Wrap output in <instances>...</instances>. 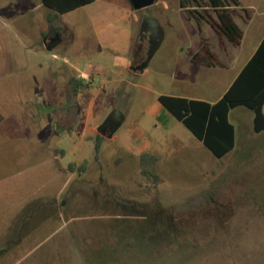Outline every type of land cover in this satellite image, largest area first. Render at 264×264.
I'll use <instances>...</instances> for the list:
<instances>
[{
  "label": "rangeland",
  "instance_id": "374dc122",
  "mask_svg": "<svg viewBox=\"0 0 264 264\" xmlns=\"http://www.w3.org/2000/svg\"><path fill=\"white\" fill-rule=\"evenodd\" d=\"M178 2L0 0V264H264L253 111L230 109L234 147L216 157L158 101H216L264 0H238L239 44Z\"/></svg>",
  "mask_w": 264,
  "mask_h": 264
},
{
  "label": "trees",
  "instance_id": "16d2710c",
  "mask_svg": "<svg viewBox=\"0 0 264 264\" xmlns=\"http://www.w3.org/2000/svg\"><path fill=\"white\" fill-rule=\"evenodd\" d=\"M78 1L82 5L90 0ZM178 3L197 22L206 21L218 35L225 36L232 44H239L242 30L234 19L238 0H179ZM205 52L208 56L212 55L206 47ZM77 91L76 85H72L66 92L67 98L70 100ZM158 101L182 121L216 157H222L234 147V127L228 120L230 109L241 104L247 106L254 113V130L258 132L264 129V36L252 56L215 102L168 95H160ZM84 166L80 164L77 169L84 170ZM75 167L68 165L71 171Z\"/></svg>",
  "mask_w": 264,
  "mask_h": 264
},
{
  "label": "crops",
  "instance_id": "0c3cea01",
  "mask_svg": "<svg viewBox=\"0 0 264 264\" xmlns=\"http://www.w3.org/2000/svg\"><path fill=\"white\" fill-rule=\"evenodd\" d=\"M100 2L101 5L103 6H113V5H119V4H128L130 5V7L133 8V6L131 5L130 1L129 0H90L89 2L85 3V4H82V5H79V1L78 0H41L42 4L45 5L49 10H55V11H59L60 13H63V12H68L70 10H73L75 8H79V7H82L84 5H87L89 3H94V2ZM153 1V0H152ZM146 6V5H145ZM144 7V6H143ZM142 8V7H141ZM141 8H138V9H141ZM134 9V8H133ZM239 8L237 7L235 9V14L234 16H239ZM151 21V20H149ZM236 21V20H235ZM148 22V21H147ZM237 23V22H236ZM264 36V33L263 35L261 36V38L255 43L252 51L249 53V55L246 57L244 63L241 65V67L238 69L236 75L239 73V71L241 70V68L243 67V65L249 60V58L252 56L253 52L255 51V49L258 47L262 37ZM242 37H243V31H242ZM242 39V38H241ZM241 42V40H240ZM239 42V43H240ZM235 75V76H236ZM89 75L87 73H85V71L81 72L80 75H79V79L82 81V82H86L88 80V77ZM235 78V77H234ZM233 81V80H232ZM231 84V83H230ZM229 84V85H230ZM228 88V87H227ZM224 93V92H223ZM179 97H182V96H179ZM221 97V96H220ZM219 97V98H220ZM187 99H194V98H189V97H185ZM218 98V99H219ZM217 99V100H218ZM201 100V99H200ZM205 101V100H204ZM209 103H213L215 101H207ZM229 114V113H228ZM229 120V118H228ZM230 122V121H229ZM231 123V122H230ZM232 124V123H231ZM233 125V124H232ZM234 127V126H233Z\"/></svg>",
  "mask_w": 264,
  "mask_h": 264
},
{
  "label": "water",
  "instance_id": "95a60500",
  "mask_svg": "<svg viewBox=\"0 0 264 264\" xmlns=\"http://www.w3.org/2000/svg\"><path fill=\"white\" fill-rule=\"evenodd\" d=\"M134 9L141 8L145 5H148L152 0H129Z\"/></svg>",
  "mask_w": 264,
  "mask_h": 264
},
{
  "label": "flooded vegetation",
  "instance_id": "af4514ba",
  "mask_svg": "<svg viewBox=\"0 0 264 264\" xmlns=\"http://www.w3.org/2000/svg\"><path fill=\"white\" fill-rule=\"evenodd\" d=\"M52 32H53L52 38L55 39V38L57 37V35H58V34H57L58 31H57L56 29H53Z\"/></svg>",
  "mask_w": 264,
  "mask_h": 264
}]
</instances>
